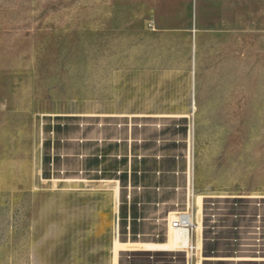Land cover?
<instances>
[{
	"label": "rangeland",
	"instance_id": "obj_1",
	"mask_svg": "<svg viewBox=\"0 0 264 264\" xmlns=\"http://www.w3.org/2000/svg\"><path fill=\"white\" fill-rule=\"evenodd\" d=\"M109 2L0 0V93L21 103L29 97L36 101L31 116L11 112L0 118V264H125L129 254L133 263L151 264L145 257L160 254L117 251L107 200L63 192L56 182L45 181V173L50 175L45 141L61 123L50 114L65 102L70 109L78 101L91 108L98 89L102 108H108L105 93L116 88L117 68L136 63H175L180 69L167 71L173 83L191 81V72L181 70L192 61L185 39L152 37L139 23L110 17ZM203 60L208 79L190 118L196 131L197 207L203 201L229 203L233 217L222 221L234 231L244 224L234 218L238 204L252 208L250 201H264V0H245L243 32L230 29L209 37ZM215 63L224 69L213 70ZM172 105L192 107L191 102ZM204 228L202 240L201 232L191 233V243L199 240L202 247L189 255V264H205L202 255L224 252L225 235Z\"/></svg>",
	"mask_w": 264,
	"mask_h": 264
},
{
	"label": "crops",
	"instance_id": "obj_2",
	"mask_svg": "<svg viewBox=\"0 0 264 264\" xmlns=\"http://www.w3.org/2000/svg\"><path fill=\"white\" fill-rule=\"evenodd\" d=\"M109 6L110 17L139 23L140 30L152 37L185 39L192 61L181 70L191 72V81L173 83L167 71L179 70L175 63L159 60L150 67L136 63L117 68L116 88L105 93L109 97L104 100L112 104L108 108H102L98 89L91 108L78 101L70 109L65 102L58 113L50 114L61 123L45 141L50 151L45 181L56 182L63 192L107 200L114 241L139 252V244L166 243L171 220L185 212L189 202L197 204L196 131L190 118L206 85L205 44L224 30L243 32L245 0H110ZM214 65L213 70L224 69L223 64ZM174 102H191L192 107L181 110ZM35 103L31 97L21 103L0 93V118L11 112L31 116Z\"/></svg>",
	"mask_w": 264,
	"mask_h": 264
},
{
	"label": "bare ground",
	"instance_id": "obj_3",
	"mask_svg": "<svg viewBox=\"0 0 264 264\" xmlns=\"http://www.w3.org/2000/svg\"><path fill=\"white\" fill-rule=\"evenodd\" d=\"M261 206L262 208L260 209L261 211L258 212L257 220L254 221L255 219H251V221L247 224V227L240 228L235 234H233L230 227H228L229 225L226 226L225 224H223L224 221L222 222L223 217H228L227 216V214L229 213L228 208L230 206H227L226 210H221L218 213H216L215 221L213 222V224L214 226H216L215 229L218 231V233L222 232L225 235L224 240H222V243L226 244V246L224 247L225 253L223 252L219 256L202 255L201 262L205 264H241L243 262H248L250 264H264V211H263L264 201L261 202ZM243 207H245V205L241 203L239 209ZM197 214L199 216V219L197 220L195 219V223H196L195 232H199L200 234L202 230V205L200 203L198 205ZM239 215H242L241 219L245 218L243 212H240ZM190 243H191V234L184 233L181 230L173 229L172 235L169 237L166 243L164 244L157 243L156 245L154 244V245H145V246L143 245V247H141V245L139 244L140 247L138 249L140 250L142 249L143 251L154 252V253H173V252L185 253L187 247L190 246ZM118 244L119 247L116 249L117 251L120 252L135 251V248H131L127 250L124 244L123 245L120 243ZM201 247H202L201 243L198 240L197 249L200 251ZM244 253H250V254H247V257H245Z\"/></svg>",
	"mask_w": 264,
	"mask_h": 264
},
{
	"label": "built area",
	"instance_id": "obj_4",
	"mask_svg": "<svg viewBox=\"0 0 264 264\" xmlns=\"http://www.w3.org/2000/svg\"><path fill=\"white\" fill-rule=\"evenodd\" d=\"M205 202L207 203L205 204ZM205 202L204 201L202 202V227L204 225L205 226L204 229L206 231H209L212 230L213 227H216L213 224V222L215 221L216 213H218L221 210H226L227 206H230V204L225 201H219L217 203L214 202L211 203L209 201H205ZM250 202L253 204L252 208H250L251 206H246L239 209V206L242 202L238 204L237 206L238 209L235 212L234 218L243 222L244 224H241L240 226H236L237 228L234 229V231L232 232H236V230L240 227H247V224L251 221V219H255L254 221L257 220L258 212H260V209L262 208L261 202L258 201V204L253 203V201ZM250 202H244V203L248 204ZM195 205L192 206V203L189 202L188 205L186 206V211L178 214L171 220L170 228L181 230L182 232L187 234L194 233L196 230L195 217L197 216V211H198L197 204ZM230 207L228 208L229 213L227 214L228 216L227 218L229 219L231 218V216L229 217V214L231 213ZM256 207L258 208L256 213L248 212V210H253ZM240 212H243V215H245L246 217L245 219H241L242 215H239ZM225 218L226 217H223V219ZM210 219H214V220L212 221ZM201 240H202V232H201ZM196 250H197V244L194 245L193 243H191L190 246H188L185 251L186 254L185 257L184 255L182 256V253L173 252V253H160L156 255L151 254V256H147L146 259L149 260L151 264H189L188 263L189 255H193L196 252ZM135 260H136L135 257L131 256L130 254L126 255L125 264H136L137 262L133 263L135 262ZM241 264H250V263L243 262Z\"/></svg>",
	"mask_w": 264,
	"mask_h": 264
}]
</instances>
